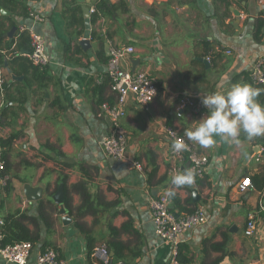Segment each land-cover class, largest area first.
<instances>
[{"label": "crops", "instance_id": "0c3cea01", "mask_svg": "<svg viewBox=\"0 0 264 264\" xmlns=\"http://www.w3.org/2000/svg\"><path fill=\"white\" fill-rule=\"evenodd\" d=\"M100 1L29 0L25 17L12 16L16 30L42 37L48 62L43 78L23 72L20 61L14 71L0 66L6 86L0 96V142L17 135L8 145L0 143L8 180L0 186V225L13 214L27 230L32 250L26 264H34L46 248L56 250L65 264H97L90 249L101 243L113 264H166L173 245L156 235L149 209L150 197L164 194L177 215L198 206L207 215L206 223L180 235L178 250L188 260L180 264H264V187L252 179L264 176L263 136L241 133L238 143L216 138L211 148L185 136L208 158L194 185L200 197L192 201L188 184H171L173 169L183 172L189 162L174 156L164 132L166 125L183 134L194 127L206 112L202 93L235 82L259 85L250 72L257 60L264 64V0H103L90 22V47L83 50L78 41L84 19L82 26L68 25L64 9L79 6L82 15L83 3L96 8ZM30 10L43 19L35 20ZM8 31L10 40L15 31L11 38ZM127 45L134 52L123 67L154 75L158 91L146 109L129 98L121 119L125 155L116 159L99 146L110 133L100 104L115 101L106 75L109 49ZM185 97L198 101L202 112L183 105ZM257 99L264 104V93ZM245 178L251 185L241 190ZM25 183L42 184V196L27 200ZM59 184L69 225L52 198ZM170 189L173 197L166 194ZM250 215L256 231L245 236ZM0 264L15 263L0 255Z\"/></svg>", "mask_w": 264, "mask_h": 264}, {"label": "built area", "instance_id": "2783aa9c", "mask_svg": "<svg viewBox=\"0 0 264 264\" xmlns=\"http://www.w3.org/2000/svg\"><path fill=\"white\" fill-rule=\"evenodd\" d=\"M96 12L95 7L89 8V13ZM29 14L37 21L43 18L39 14L29 11ZM30 51L26 53L30 62L39 67L47 65V57L42 37L31 29H28ZM134 52L131 45L121 47H111L106 63V75L111 84V89L115 93V101L113 103L102 102L100 108L103 110L110 122V133L105 135L99 141V146L104 155L121 159L125 155L126 135L121 125V119L126 113V104L131 98L136 104L143 108H148L158 91V80L154 75L144 71H131L123 67V63L130 59V55ZM230 53L229 50L226 51ZM254 84L264 87V64L261 60H257L250 72ZM5 84V76L0 69V96L3 94ZM183 105H189L193 112L201 113L202 106L198 101L185 97ZM3 106L1 97L0 108ZM166 137L174 144L173 153L178 159H186L189 162L186 170H195L193 186L197 178L202 177L203 168L208 162L207 156L199 153L194 146L187 140L179 129L166 125L164 127ZM176 144L184 145L183 150H177ZM264 151L263 143L260 148ZM133 166L141 169V165L137 162L132 163ZM5 160L0 147V186H6L8 180L5 176ZM185 170V171H186ZM174 174L182 173L179 168L173 169ZM184 172V171H183ZM250 179L245 178L239 184L241 190L250 186ZM263 205V202H260ZM262 205L260 206L261 208ZM149 209L151 219L154 225L156 235L165 241H169L173 245L172 253L166 264H180L176 258L178 252V239L182 233L188 229L202 225L207 221V215L204 206L196 207L192 212L175 214L169 207V200L164 194L151 196L149 199ZM256 231V222L252 215L246 221L243 233L245 236H253ZM2 234L0 233V255L8 262L15 264H26L31 250L32 243L27 240H20L13 243H1ZM91 257L101 264H113L109 248L105 243L92 247ZM34 264H65V261L59 256L58 252L53 248H46L39 251L36 255Z\"/></svg>", "mask_w": 264, "mask_h": 264}, {"label": "clouds", "instance_id": "9594fccd", "mask_svg": "<svg viewBox=\"0 0 264 264\" xmlns=\"http://www.w3.org/2000/svg\"><path fill=\"white\" fill-rule=\"evenodd\" d=\"M264 89L253 87L246 82L232 83L226 89H217L211 93H202L200 101L206 109L194 127L186 129L184 135L188 140L204 148H211L219 138L226 143H238L241 133L247 138L264 136V104L258 97ZM177 150H183L184 145L176 144ZM195 170H186L171 178L174 188L191 184ZM169 197L175 195L174 190H168Z\"/></svg>", "mask_w": 264, "mask_h": 264}, {"label": "trees", "instance_id": "16d2710c", "mask_svg": "<svg viewBox=\"0 0 264 264\" xmlns=\"http://www.w3.org/2000/svg\"><path fill=\"white\" fill-rule=\"evenodd\" d=\"M28 1L29 0H0V6L10 13V15H0V51L5 49L4 53L6 54L3 55L0 52V66L3 67L7 65L10 70L14 71L13 64L16 61H20V66L22 68L21 70L23 72L27 73L31 71L30 73L34 78H43L47 75L45 70L46 66L39 67L32 64L28 56L26 55V53L30 51L29 34L26 32V30L17 29L10 40L6 39V32L13 26H16L12 16H16L19 18L25 17L28 13ZM103 4V0H101L100 3L96 5V10H100ZM64 13H66V17L68 18V25H72L75 22L79 23L81 26L83 25V18L79 6H68L66 9H64ZM96 15L97 13L91 14L90 22L94 21ZM5 22L8 23L7 26ZM203 45H205L207 48L212 47L209 42H203ZM217 50L220 51V48H218ZM5 88L6 86L4 87V89ZM256 88L264 89L262 85H256ZM16 136V134H12L0 143L2 145H8L13 141V139H15ZM254 177L252 178L254 185H256L257 188L262 189L264 187V176L257 175ZM257 179L261 182L257 183ZM193 210L189 212H192ZM0 233L2 234V244L13 243L20 240H27L31 242L29 233L27 232L25 227L13 217V214H10L4 218L0 225ZM91 251L92 248L90 249V255ZM176 258L180 263L188 261L181 258L179 250L177 252ZM94 261L97 264H101L96 260Z\"/></svg>", "mask_w": 264, "mask_h": 264}, {"label": "water", "instance_id": "95a60500", "mask_svg": "<svg viewBox=\"0 0 264 264\" xmlns=\"http://www.w3.org/2000/svg\"><path fill=\"white\" fill-rule=\"evenodd\" d=\"M82 16L84 19V32L82 35V38L78 41V44L81 46L83 50H87L90 47V13H89V7L86 4H82ZM1 13L8 14L9 12L6 11L3 7H0ZM16 30V26H13L7 33V35L11 38L14 31ZM201 60L206 64V60L204 58H201ZM13 79H15V76H12ZM187 187L191 190L192 194V201H197L199 199V195L197 194L196 189L192 184H188ZM43 191V185L39 184L37 186H31L28 183H25L23 185V192L27 200H36L42 196ZM53 200L58 204V211L62 215V223L64 225H69L71 223V218L69 214L67 213V209L63 205V186L59 184L56 192L53 195Z\"/></svg>", "mask_w": 264, "mask_h": 264}]
</instances>
